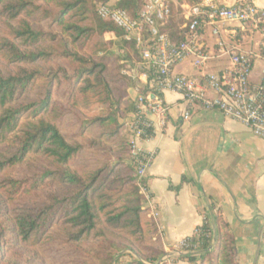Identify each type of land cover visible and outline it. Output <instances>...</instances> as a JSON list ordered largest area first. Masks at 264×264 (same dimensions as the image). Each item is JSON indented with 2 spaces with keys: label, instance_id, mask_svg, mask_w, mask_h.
Segmentation results:
<instances>
[{
  "label": "trees",
  "instance_id": "trees-1",
  "mask_svg": "<svg viewBox=\"0 0 264 264\" xmlns=\"http://www.w3.org/2000/svg\"><path fill=\"white\" fill-rule=\"evenodd\" d=\"M109 1L0 0V264H23L8 251L46 244L56 227L74 264H155L163 254L126 123L136 84L123 67L140 57L123 30L97 14ZM145 1L116 6L137 16ZM172 9L165 31L176 37L180 10ZM86 154L99 159L73 167ZM215 223L200 227L187 259L238 264L229 224L219 216ZM118 238L140 258L117 260Z\"/></svg>",
  "mask_w": 264,
  "mask_h": 264
},
{
  "label": "built area",
  "instance_id": "built-area-1",
  "mask_svg": "<svg viewBox=\"0 0 264 264\" xmlns=\"http://www.w3.org/2000/svg\"><path fill=\"white\" fill-rule=\"evenodd\" d=\"M117 1L100 3L97 14L121 28L139 53V61L134 62L137 70L125 72L142 80L145 90L134 99L136 112L126 123L141 192L150 201L142 181L157 153L138 142L151 138L157 125L165 126L170 113L165 93L181 96L187 106L182 113L184 120L198 108L217 109L264 139V7L254 0L230 4L202 0L194 5L178 0H146L138 15L132 16L117 7ZM173 5L180 10L176 37L165 31L173 19ZM187 60L195 74L176 70ZM149 208L155 219L158 213L154 205ZM200 232L198 227L192 236L172 245L165 259L196 248L192 239Z\"/></svg>",
  "mask_w": 264,
  "mask_h": 264
},
{
  "label": "crops",
  "instance_id": "crops-1",
  "mask_svg": "<svg viewBox=\"0 0 264 264\" xmlns=\"http://www.w3.org/2000/svg\"><path fill=\"white\" fill-rule=\"evenodd\" d=\"M220 1L230 4L235 0ZM254 2L264 7V0ZM185 62L176 70L195 74L191 62ZM190 65L194 72L189 71ZM139 81L129 89L133 99L145 90ZM164 97L170 106L165 126L157 125L151 138L138 142L157 153L145 178L150 201L145 200L144 206L150 218L151 204L158 213L153 219L159 247L170 249L205 222L215 228L219 216L234 235L237 263L264 264V139L217 109L198 108L184 120L187 106L181 96L167 92ZM216 240L214 236L209 250ZM190 254H171L168 263H200V259L189 261Z\"/></svg>",
  "mask_w": 264,
  "mask_h": 264
},
{
  "label": "rangeland",
  "instance_id": "rangeland-1",
  "mask_svg": "<svg viewBox=\"0 0 264 264\" xmlns=\"http://www.w3.org/2000/svg\"><path fill=\"white\" fill-rule=\"evenodd\" d=\"M46 23V24H45ZM43 25L45 28H47V22H45ZM5 34V25L2 21H0V35ZM63 62L61 60H58L57 62H53L51 65H57L62 64ZM186 63V62H185ZM123 69L131 70L135 69V63H126ZM186 65V64H184ZM189 71H193L194 69L192 66H189ZM182 67L180 66L179 69ZM133 73H135L133 71ZM134 82L136 85L140 83L138 78H134ZM99 107H96L95 110H97ZM103 157V156H102ZM94 158V159H93ZM99 159L98 157L95 158L94 156L91 157V155H83L81 156L77 162L73 164V167L77 169H82L87 162L95 161ZM53 234V238L50 242H47L43 245H31V244H19L18 250L16 251H8L7 256L11 257L13 259L17 258L19 259L23 264H74L72 260H69V255L72 253L70 250V246L68 247V244L64 242V234L61 227H56ZM64 243H63V242ZM119 244L117 249V253L115 258L121 261H130L132 258H140V256L136 253V251L130 249L129 247H122V244L124 242V239L118 238L116 240ZM166 251L163 250V254L160 256V258L157 260L155 264L165 263L169 264L168 260L165 259Z\"/></svg>",
  "mask_w": 264,
  "mask_h": 264
},
{
  "label": "water",
  "instance_id": "water-1",
  "mask_svg": "<svg viewBox=\"0 0 264 264\" xmlns=\"http://www.w3.org/2000/svg\"><path fill=\"white\" fill-rule=\"evenodd\" d=\"M216 237H217V235H216V233H215V239H216Z\"/></svg>",
  "mask_w": 264,
  "mask_h": 264
}]
</instances>
